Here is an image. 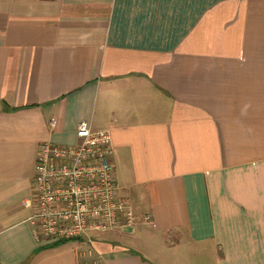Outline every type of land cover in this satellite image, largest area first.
I'll list each match as a JSON object with an SVG mask.
<instances>
[{"label": "crops", "instance_id": "crops-1", "mask_svg": "<svg viewBox=\"0 0 264 264\" xmlns=\"http://www.w3.org/2000/svg\"><path fill=\"white\" fill-rule=\"evenodd\" d=\"M81 122L136 221L36 237L39 146ZM153 242L161 264H264V0H0V264H154Z\"/></svg>", "mask_w": 264, "mask_h": 264}, {"label": "built area", "instance_id": "built-area-1", "mask_svg": "<svg viewBox=\"0 0 264 264\" xmlns=\"http://www.w3.org/2000/svg\"><path fill=\"white\" fill-rule=\"evenodd\" d=\"M56 122L52 120L50 126ZM76 143L39 146L33 193L22 202L30 210L27 222L34 235L75 241L89 232L130 228L136 217L119 195L111 162L108 131H93L81 122ZM150 224V216L144 217Z\"/></svg>", "mask_w": 264, "mask_h": 264}, {"label": "rangeland", "instance_id": "rangeland-1", "mask_svg": "<svg viewBox=\"0 0 264 264\" xmlns=\"http://www.w3.org/2000/svg\"><path fill=\"white\" fill-rule=\"evenodd\" d=\"M145 242V241H144ZM135 249L137 251H139L141 254H143L144 256H150L152 257V260L154 262V264H161L160 263V257H158V255H163L165 256V252H164V249L160 246V244H157V243H154L150 246L151 248H147L145 245L143 244H135ZM156 252L157 256H152L151 253L152 251ZM205 263V261H203Z\"/></svg>", "mask_w": 264, "mask_h": 264}]
</instances>
